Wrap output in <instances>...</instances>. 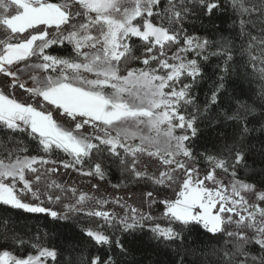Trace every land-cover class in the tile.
Instances as JSON below:
<instances>
[{"label":"snow or ice","instance_id":"1","mask_svg":"<svg viewBox=\"0 0 264 264\" xmlns=\"http://www.w3.org/2000/svg\"><path fill=\"white\" fill-rule=\"evenodd\" d=\"M11 2L19 11L0 17V25L13 34L27 30L31 33L21 42H0V77L6 85L0 90V131L9 143L17 146L13 151L23 153H28L29 147L17 137L26 136L33 142L37 155L17 156L8 163L0 159V205L27 214L43 215L46 224L43 238L30 237L36 240L31 245L37 250L36 255L17 256L3 250L0 251V264H48L49 258L52 264H57L62 248H49L44 246L45 243L51 244L65 231L77 228L95 245H108L102 254L90 256L87 264H123V258L130 255V249L125 246L129 241L122 242L119 238L113 241L100 230L79 227V216L84 211L83 195L75 203H64L66 196L41 190L42 175L55 173L57 168L42 171L34 165L56 164L39 154H51L54 150L72 157L70 162H59L63 168L77 171L82 170L86 158L90 164V158L94 156L99 162L85 174L99 177L101 181L107 179L105 161L110 160L125 179L140 181L147 178L155 185L169 188L176 185L174 198L160 202L165 206L161 217L138 214L132 209L130 216L117 221L115 213L87 212L89 217L103 218L108 227L115 228L118 223L121 232L133 240L143 241V236L135 235L137 232L151 233L148 240L156 242L154 248L157 251L177 244L178 247L172 250L179 260H172L171 264H185L189 254L183 249L186 232L203 234L217 243L222 241L221 248L212 247L211 255L218 257L213 264H264V207L260 206L264 204V168L257 173L247 164L244 143L252 132L258 131L264 136V66L257 67V64L264 65V0H228V8H225V0H167L162 8L161 0H72L73 5L82 9L75 13L84 20L82 23L73 22L70 6L66 3L50 0ZM193 7L210 20L213 17L231 19L233 29L238 31L232 36L221 34L216 40L189 35L184 23L194 14ZM154 9L159 10L154 12ZM229 10L234 19L229 17ZM156 17L159 25L153 22ZM258 24L261 25L259 35H252L249 29L257 30ZM93 30L96 35L91 34ZM134 37L143 42L142 60L129 44ZM237 39L241 41L239 62L235 59ZM56 46H71L68 56L50 54L49 50ZM173 47L175 51L169 58L167 51ZM213 48L215 50L210 51ZM254 52L257 54L253 55ZM189 54L193 58H188ZM33 57L38 62L28 64ZM211 57L220 59L221 63L216 67L222 74L201 106L192 90L203 79V64ZM122 58L126 74H121ZM169 59L177 63H169ZM132 61H139L145 67H130ZM21 62L25 63L26 69L40 71V76L31 77L32 86L21 78L23 70L18 67ZM152 63L156 67H151ZM157 69L164 70L165 74L157 75ZM88 74H93L94 78H89ZM229 74L258 83L254 94L248 96L250 103L234 93L228 107H221L224 81ZM181 77L191 80L183 83ZM7 88L24 90L32 102H21L14 94H6ZM106 88H111V93H106ZM239 95H245L242 87ZM189 107L192 111H188ZM217 108L220 109L218 112L215 111ZM54 112L58 114L57 118H54ZM202 118L210 122L215 120L217 126L221 120L230 122L233 128L232 143L224 146L228 159L207 153L202 154L203 158L225 173L231 169L233 178L239 168L257 173L256 184L234 180L232 191L228 193L222 186H206V181L219 185L213 171L203 179L199 178V169L194 166L198 159L189 142L199 137L198 122ZM60 120H67L74 127L66 128ZM141 125L149 132L154 131L156 136H138L133 126L139 129ZM86 126L92 131L88 132ZM177 130L181 134H176ZM97 131L102 132L104 138L96 135ZM137 138L139 143L133 145L131 141ZM93 139L97 143H93ZM145 155L156 157L157 161H144ZM261 155L264 157V152ZM181 157L192 163H186ZM157 162L174 167L171 171L159 172L158 176H149L146 169L141 170L145 163ZM176 169L184 174L182 183H177L172 174ZM26 170L35 174L34 180L26 178ZM242 193H252L259 203H250ZM159 194L157 189L156 195ZM146 196L151 204L158 203L153 191H148ZM96 203L105 205L110 201L98 200ZM157 219H166L168 226L155 223ZM11 223L10 216L0 218L3 226L0 239L5 244L11 241L24 246L25 240L14 230L9 231ZM172 225H178L179 230ZM229 225H235L236 229L228 231ZM113 246L119 249L118 255L113 253ZM73 247L70 245L69 250ZM192 254H195L194 250ZM65 264H74V261L70 258Z\"/></svg>","mask_w":264,"mask_h":264},{"label":"trees","instance_id":"2","mask_svg":"<svg viewBox=\"0 0 264 264\" xmlns=\"http://www.w3.org/2000/svg\"><path fill=\"white\" fill-rule=\"evenodd\" d=\"M53 3H66L69 4L70 12L72 13L74 20L80 19V17H76L75 13L77 11H81L78 5H73L72 0H50ZM256 2V0H253ZM167 3V0H161L160 7L162 8ZM225 8H228V0H225ZM159 9H154L158 11ZM2 14L5 15H15L19 11L18 7L13 3L5 10ZM193 15H190L188 20L184 23V28L187 30L189 35L199 36L206 39L216 40L222 34L224 36H232L235 34V31L238 29H233L231 24V19H215L213 17L212 20L206 18L203 15L199 14V11L196 7H193ZM218 15V13H217ZM229 17H232V13L229 10ZM0 16V17H2ZM153 22L159 25V18L156 17L153 19ZM166 26V25H165ZM261 25H257V30H252V35H259L258 29ZM31 30H27L25 33H17L13 34L6 26L0 25V42H21L22 40L29 37ZM38 43V42H37ZM247 42L245 41V44ZM130 46L133 48V52L135 55L140 56L141 60L144 58L142 53L143 42L138 38H132L129 41ZM241 41L237 39L235 41L236 51H235V59L240 61V52L239 46ZM71 46L64 48L63 46H56L54 50H49L50 54L56 56L67 57L70 52ZM215 49H210V51H214ZM175 51V47L172 50L167 51V57H171ZM257 53L254 52L253 55ZM188 58H193L191 54H189ZM37 59L35 57L31 58L27 61L28 64L37 63ZM169 63H177V61H173L169 59ZM221 63L220 59L217 57H211L210 60L203 64V79H200L199 83L196 84L192 90V94L197 98V103L203 106L206 99L210 97L211 92L210 89L214 82L218 83V77L222 74L221 70H218L216 65ZM25 63L23 62V67L21 70L26 69ZM130 67L135 68H143L145 67L139 61L130 62ZM264 65L257 64V67H262ZM151 67H156L155 63L151 64ZM223 65L221 64V68ZM121 74H126V66L123 64V58L121 59ZM29 69V68H27ZM32 70V69H30ZM157 75H164L165 71L161 69H157ZM91 77V76H89ZM183 83H189L191 78L181 77ZM225 89H224V104L221 106L223 108H227L230 101V98L235 95L241 99L248 101V96L253 95L255 89L258 87V83L255 80L251 82L247 80L240 79L235 74H229L227 79L224 81ZM182 86V85H178ZM6 85L3 83V77H0V90H4ZM241 87L243 88L245 95L240 96ZM167 90V89H166ZM12 93L16 96L18 100L21 102H32L29 100V95L24 92L22 89H11L7 88L6 94ZM249 103L251 101H248ZM220 109L217 108L215 111L218 112ZM188 111H192V108L189 107ZM231 114V113H229ZM54 118H57L58 114L54 112ZM215 115V112L213 113ZM60 123H63L64 126L74 127V125L70 124L67 120H60ZM199 137L190 141L195 155L197 156L198 163L194 166L199 169V174L206 175L209 171H213L215 176V180L219 181V184H226L232 180H244L247 183L256 184V180L259 179L258 170L264 168V157H262L261 153L264 152V136L260 135L258 131L252 132L249 137L245 140V150L247 155V164L257 170V173L249 172L244 168H239L237 171V176L233 178L231 176V169L229 172L225 173L222 169L214 168V165L203 158L202 154H209L215 156H219L221 159H228L226 152L224 151V146L232 143V135L233 128L230 127V122L220 121L217 126L216 121L213 120L210 122L207 118H202L199 122ZM258 128V125H250ZM88 132H91L92 129L86 126ZM84 132V129L80 130ZM178 134H181L180 130H177ZM87 134V133H85ZM115 136L114 133H111ZM96 135H100L104 138L102 132L97 131ZM17 139H22L29 147L28 153L20 152L17 149V146L14 143H9L5 137L4 132L0 131V159H3L5 163H8L9 160H15L17 156L23 157L25 154L27 155H37V152L33 150L34 144L29 141L26 136L20 135ZM93 143H97L95 139L92 140ZM133 144V143H132ZM134 145V144H133ZM22 147V146H21ZM153 150V149H152ZM154 151V150H153ZM9 152H12V155L9 156ZM45 159L54 160L56 164H48V165H34L38 169L46 170L48 168H57L55 173L46 172V174L42 175L41 183L39 187L41 190H47L50 192H55L56 194L66 196L67 199L64 203H75L76 200L79 199L80 196H84L85 200L82 202V206L84 211L80 214L79 220L80 228H92L94 230H100L103 234H106L110 237L111 240H116L119 238L122 242L127 240L130 243L125 246L130 249V255L128 257L123 258V264H171L172 260H179V256L176 254L175 249L178 247L177 244H173L171 248L161 249L159 251L155 250L154 246L156 244L155 241H149L148 236L151 233L145 234V232H137L135 235L137 237L143 236V241L139 239L133 240V237L128 236L127 233H123L120 230V225L117 223L115 228L108 227L104 224L103 218L100 217H89L87 216V212L89 211H107L110 214L115 213L117 221L124 218L125 216H130L132 209H136L137 213H150L154 217H161L162 213L165 211V206L161 201L167 198H174L173 188H176V185H173L171 188L167 187V185H155L151 180L145 178L144 180L136 181L125 179L121 170L116 167V165L112 164L110 160L105 161L107 165V179L106 181L99 180V177H93L86 175L88 171L94 168L95 163L99 162V160L95 159L92 156L91 163H88V159L86 158V162L82 167L81 171H77L76 169L69 168L65 169L60 165L61 160L71 161L72 157L68 156L61 150H54L51 154H44ZM121 154L123 155V151L121 150ZM144 161H157L156 157H147L146 155L142 157ZM186 163H192V161L186 160ZM80 167V166H78ZM173 166L162 165V163H153L148 164L145 163L142 166L141 170H147L149 176H158L159 172L162 171H171ZM26 178L35 179V174H32L26 170ZM177 183L183 182L184 174L182 170L176 169L174 173H172ZM249 176L254 177V179H248ZM48 185H52L51 188H48ZM59 187H56V186ZM93 185L97 187L94 188ZM115 185H120L119 187H114ZM98 189V190H97ZM160 191V194L156 195V190ZM178 190V188L176 189ZM148 191H153L154 197L157 199L158 203L151 204L149 199L146 196ZM98 200H108L109 204L101 205L96 203ZM119 201V203H115V201ZM55 207V206H54ZM5 216H10L12 218V223L10 225L9 231L14 230L16 234L22 237L25 240V245L20 246L18 243H13L9 241L7 244L0 239V251L8 250L13 253V255L24 256L29 254H36L37 250L31 245L36 243V240L30 239V237L38 236L43 238L42 234L45 229L46 220L43 215H35V214H27L23 212H19L17 210L7 209L6 206L0 205V218ZM235 219V218H234ZM155 223L161 224L162 227L168 226L166 219H157ZM97 225L101 226L97 228ZM174 228L179 230L178 225H172ZM39 229V232L37 231ZM236 229L235 225H229L227 227L228 231H233ZM3 230V226L0 225V231ZM74 246L73 250H69V246ZM44 246L49 248L56 247L58 250L62 248V252L57 257V264H65V261L68 259H72L74 264H87V259L90 256H95L102 254L104 250L108 248V245L97 246L95 243L88 238L84 232H81L79 228L74 231H65L64 234L58 238H56L51 244L45 243ZM215 246L217 248L222 247V241L217 243L215 240H208V238L203 234H197L196 232L185 233V242L183 245V249L188 251L189 254L185 257V264H213L214 261L218 259L217 256L211 255L212 247ZM194 250L195 254H192ZM113 253H119V249H116L113 246ZM253 254H256L255 252ZM151 257V259H148ZM48 264H52L51 259L49 258Z\"/></svg>","mask_w":264,"mask_h":264},{"label":"rangeland","instance_id":"3","mask_svg":"<svg viewBox=\"0 0 264 264\" xmlns=\"http://www.w3.org/2000/svg\"><path fill=\"white\" fill-rule=\"evenodd\" d=\"M12 4V2H11V0H0V16H2V14L5 12H7V11H5L10 5ZM81 11H82V9H81ZM74 23H82V22H84V20L82 19V18H80V19H77V20H75V21H73ZM92 35H96L97 33L95 32V30H93L92 31V33H91ZM90 51H94V50H90ZM25 66V65H24ZM18 67L21 69L22 67H23V62H21L19 65H18ZM40 76V71L39 70H30V68L29 69H25L24 70V68H23V71H22V79L28 84V86H32V80H31V77L32 76ZM89 76H91V77H89V78H94V76H93V74H88ZM105 91H106V93H111V91H112V89L111 88H106L105 89ZM126 127H128V126H126ZM133 130H136L137 131V133H138V136L139 135H150V136H153V137H155L156 136V133L153 131V132H149V130L147 129V128H145L143 125H141L140 126V128L139 129H135L134 128V126H133ZM163 131H164V128L162 127L161 128V137H160V142L162 143V141H163V136H162V133H163ZM112 133H114L115 134V131H112ZM176 134H178V133H176ZM131 143H133V144H138L139 143V139L137 138L136 140H133V141H131ZM153 150H155L154 148H153ZM204 174H199V178L200 179H203L204 178ZM236 180V179H235ZM233 182H234V180H232V181H230V182H228V183H226V184H219V185H216V184H214L213 183V181H206L205 183H206V186H208V187H217V186H222L223 187V189L226 191V192H228V193H231V191H232V184H233ZM242 195H244L245 196V199H247L250 203H259V201H258V199H257V197L255 196V195H253L252 193H242ZM261 207H264V204H261L260 205ZM242 214H245V213H242ZM246 215V214H245ZM259 214L257 213V216H258ZM234 218H236V217H234ZM37 254V253H36ZM35 254V255H36ZM34 255V254H33ZM18 256V255H17ZM24 256H27V255H24Z\"/></svg>","mask_w":264,"mask_h":264},{"label":"water","instance_id":"4","mask_svg":"<svg viewBox=\"0 0 264 264\" xmlns=\"http://www.w3.org/2000/svg\"><path fill=\"white\" fill-rule=\"evenodd\" d=\"M137 144V143H136Z\"/></svg>","mask_w":264,"mask_h":264}]
</instances>
